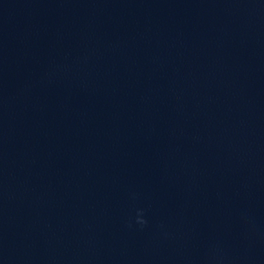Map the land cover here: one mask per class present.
<instances>
[{
	"label": "water",
	"instance_id": "obj_1",
	"mask_svg": "<svg viewBox=\"0 0 264 264\" xmlns=\"http://www.w3.org/2000/svg\"><path fill=\"white\" fill-rule=\"evenodd\" d=\"M0 264H264V0H0Z\"/></svg>",
	"mask_w": 264,
	"mask_h": 264
},
{
	"label": "clouds",
	"instance_id": "obj_2",
	"mask_svg": "<svg viewBox=\"0 0 264 264\" xmlns=\"http://www.w3.org/2000/svg\"><path fill=\"white\" fill-rule=\"evenodd\" d=\"M148 221L145 218V211L144 209H139L137 211L136 217H135V224L139 225L141 228L145 227L147 225ZM132 223H129V227H132Z\"/></svg>",
	"mask_w": 264,
	"mask_h": 264
}]
</instances>
